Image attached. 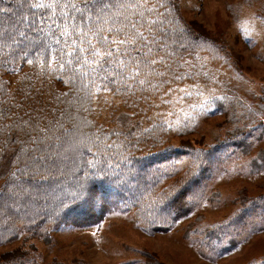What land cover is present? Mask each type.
I'll use <instances>...</instances> for the list:
<instances>
[{
	"label": "trees",
	"instance_id": "trees-1",
	"mask_svg": "<svg viewBox=\"0 0 264 264\" xmlns=\"http://www.w3.org/2000/svg\"><path fill=\"white\" fill-rule=\"evenodd\" d=\"M160 11L171 22L175 75L154 80L163 83L153 91H137L135 96L102 91L99 81L82 84L69 73L49 70L40 63H5L0 70V148L4 150L0 187L10 181L7 162L22 146L36 148L28 143L34 137L44 141L39 145L44 151L35 155L54 156L57 161L41 174H18L15 183L20 187L12 190L20 195L6 196L0 212V217H8L0 223V244L17 239L23 229L43 239L64 223L79 225L104 212L98 197H104V202L113 196L138 209L136 215L144 229L168 233L203 202L214 175L237 154L254 120L248 121L243 136L229 135L207 145L172 142L178 121L187 128L214 101L196 100L194 89L201 85H190L200 81L202 68L193 61L207 39L184 24L176 0H164ZM205 112L209 114L210 109ZM229 114L231 121L235 119ZM65 157L71 161L64 164ZM184 159L191 162L187 175L163 196L164 182ZM22 168L23 159L11 171ZM258 203L251 201L249 207L257 208ZM12 264L35 263L20 258Z\"/></svg>",
	"mask_w": 264,
	"mask_h": 264
},
{
	"label": "rangeland",
	"instance_id": "rangeland-1",
	"mask_svg": "<svg viewBox=\"0 0 264 264\" xmlns=\"http://www.w3.org/2000/svg\"><path fill=\"white\" fill-rule=\"evenodd\" d=\"M176 1L184 24L207 39L193 61L202 68L199 83L190 84L201 85L193 97L214 103L187 128L178 121L175 133L186 135L174 133L172 142L207 145L243 136L254 120L237 154L173 231L151 233L140 224L138 209L114 196L104 202L98 197L104 212L79 225L64 223L43 239L23 229L17 239L1 243L0 264L20 258L35 264H264V0ZM190 166L188 159L178 163L163 196ZM251 201H259L257 208L249 207ZM7 219L0 217V223Z\"/></svg>",
	"mask_w": 264,
	"mask_h": 264
},
{
	"label": "snow or ice",
	"instance_id": "snow-or-ice-1",
	"mask_svg": "<svg viewBox=\"0 0 264 264\" xmlns=\"http://www.w3.org/2000/svg\"><path fill=\"white\" fill-rule=\"evenodd\" d=\"M163 6L164 0H0V70L5 63H40L82 84L99 81L102 91L125 96L153 91L163 83L154 80L175 75L171 22L160 11ZM28 143L37 147L22 146L7 162L10 181L0 187V212L6 196L20 195L12 190L20 187L18 174L38 175L56 166L54 156L35 155L44 151L43 140L34 137ZM21 159L24 168L11 171Z\"/></svg>",
	"mask_w": 264,
	"mask_h": 264
},
{
	"label": "bare ground",
	"instance_id": "bare-ground-1",
	"mask_svg": "<svg viewBox=\"0 0 264 264\" xmlns=\"http://www.w3.org/2000/svg\"><path fill=\"white\" fill-rule=\"evenodd\" d=\"M80 261V260H79Z\"/></svg>",
	"mask_w": 264,
	"mask_h": 264
}]
</instances>
